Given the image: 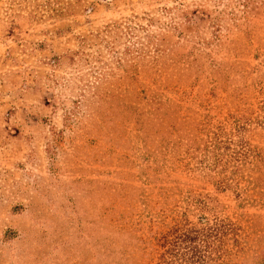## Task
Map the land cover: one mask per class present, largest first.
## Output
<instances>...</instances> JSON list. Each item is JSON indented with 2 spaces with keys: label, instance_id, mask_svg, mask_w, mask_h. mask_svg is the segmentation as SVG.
Masks as SVG:
<instances>
[{
  "label": "rangeland",
  "instance_id": "obj_1",
  "mask_svg": "<svg viewBox=\"0 0 264 264\" xmlns=\"http://www.w3.org/2000/svg\"><path fill=\"white\" fill-rule=\"evenodd\" d=\"M0 264H264V0H0Z\"/></svg>",
  "mask_w": 264,
  "mask_h": 264
},
{
  "label": "trees",
  "instance_id": "obj_2",
  "mask_svg": "<svg viewBox=\"0 0 264 264\" xmlns=\"http://www.w3.org/2000/svg\"><path fill=\"white\" fill-rule=\"evenodd\" d=\"M188 240H190V238L188 237Z\"/></svg>",
  "mask_w": 264,
  "mask_h": 264
}]
</instances>
